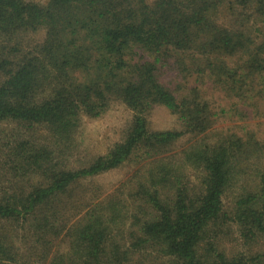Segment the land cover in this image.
I'll return each mask as SVG.
<instances>
[{"label":"trees","instance_id":"16d2710c","mask_svg":"<svg viewBox=\"0 0 264 264\" xmlns=\"http://www.w3.org/2000/svg\"><path fill=\"white\" fill-rule=\"evenodd\" d=\"M218 94L264 118V0H0V264H264V130L220 132ZM114 103L130 120L83 156ZM126 162L130 190L89 195Z\"/></svg>","mask_w":264,"mask_h":264},{"label":"rangeland","instance_id":"374dc122","mask_svg":"<svg viewBox=\"0 0 264 264\" xmlns=\"http://www.w3.org/2000/svg\"><path fill=\"white\" fill-rule=\"evenodd\" d=\"M37 2H43L45 0H35ZM151 1V0H149ZM207 93H211L210 88L208 87ZM215 111L217 113L215 117V127L223 133H233V134H241L244 130H254L262 135L261 132L264 130V118L255 117L253 115L247 117V112H251L247 110V106L242 107L239 103L238 107L242 108L246 115L244 117V113L241 112L238 107H235L237 111H230L229 115H222L218 112H221V108H227L224 105L222 96L218 94L215 97ZM247 110V111H246ZM131 114L130 112L120 103H114L109 108V110L103 116L90 119L87 117H82L80 126L76 133L77 143L80 144L81 150H85L83 152L84 155L91 156L93 155H103L107 149L118 140L121 130L124 128L125 124L130 120ZM241 117H244L241 119ZM250 117V118H249ZM148 121L150 123V128L155 131H166L177 129L180 130L179 121L168 112L164 107H155L152 109L148 116ZM10 129L11 125L6 123L0 124V129ZM188 143V137H184L182 140L176 142L171 148H173L170 152V155H177L178 152L181 151V148L186 146ZM144 163V160H142ZM132 162L124 163L120 167L107 171L105 173H101L99 175L90 177L86 180L89 186V195L91 197L95 196L94 199L101 200L106 198L111 194H118L119 191L130 190L133 187V180L135 176L136 167ZM94 192V193H93ZM91 193V194H90ZM88 195V196H89ZM124 196V195H123ZM84 209V208H83ZM227 252L231 247H224Z\"/></svg>","mask_w":264,"mask_h":264}]
</instances>
